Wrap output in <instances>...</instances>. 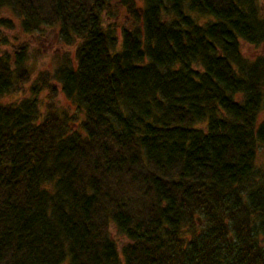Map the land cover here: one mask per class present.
Returning <instances> with one entry per match:
<instances>
[{
  "label": "trees",
  "instance_id": "trees-1",
  "mask_svg": "<svg viewBox=\"0 0 264 264\" xmlns=\"http://www.w3.org/2000/svg\"><path fill=\"white\" fill-rule=\"evenodd\" d=\"M3 7L76 44L41 73L76 109L37 83L0 100V264H264V54L242 49L264 45V0ZM26 57L0 51V97L29 80Z\"/></svg>",
  "mask_w": 264,
  "mask_h": 264
},
{
  "label": "rangeland",
  "instance_id": "rangeland-1",
  "mask_svg": "<svg viewBox=\"0 0 264 264\" xmlns=\"http://www.w3.org/2000/svg\"><path fill=\"white\" fill-rule=\"evenodd\" d=\"M142 4V0H138ZM113 17L110 22L118 24V34L122 33V26H129L132 22L126 21L125 9L120 3L115 4ZM0 18H6L7 22L0 25V51L8 53L11 57L14 56L23 46L26 48V65L29 67L31 76L27 82H24L19 88L13 90L0 97L1 101L12 102L26 95L31 94V86L37 83L41 86L39 97L44 99H53L60 103L69 106L71 104L64 96L61 85L53 78H49L43 82L41 78L42 72H51L56 66L59 56H69L75 58L76 44H65L60 36L59 30L56 27H47L34 33H26L20 28V20L18 13L11 7L0 8ZM242 49L245 56L253 59L258 55L264 54V45H255L249 42H242ZM46 82V84H44ZM55 86L53 91L48 85ZM52 91V92H51ZM72 109L76 106L71 104ZM264 119V111L260 115V120ZM256 165L264 173V143L260 144L257 150ZM112 236L118 241H127L118 228L110 225Z\"/></svg>",
  "mask_w": 264,
  "mask_h": 264
}]
</instances>
